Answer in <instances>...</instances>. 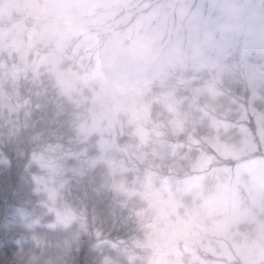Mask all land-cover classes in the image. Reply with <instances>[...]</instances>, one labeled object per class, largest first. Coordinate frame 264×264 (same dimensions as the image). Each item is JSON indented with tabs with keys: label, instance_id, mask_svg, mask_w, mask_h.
<instances>
[{
	"label": "rangeland",
	"instance_id": "374dc122",
	"mask_svg": "<svg viewBox=\"0 0 264 264\" xmlns=\"http://www.w3.org/2000/svg\"><path fill=\"white\" fill-rule=\"evenodd\" d=\"M237 8L248 26L222 28L237 19ZM1 58L23 73L0 69V115L21 89L40 106L36 97L55 100L56 111L70 104L73 130L97 140V159L109 167L115 161L126 169L118 164L123 158L147 157L145 148L155 151L162 134H183L185 150H197L188 165L198 170L181 188L165 181L164 196L154 182L148 184L153 227L137 244L145 264H264V147L258 150V144L264 146V0H0ZM224 75L238 83L224 90ZM155 80L162 83L154 89ZM224 94L232 96L230 103L218 102ZM235 96L244 102L232 101ZM200 97L206 101L202 108L212 110L210 134L234 127L239 135L231 145L205 140L216 151L210 157L199 152L200 137L193 133L200 130L187 113L197 109ZM206 113L202 109L197 124ZM0 136L2 142L16 137L2 126ZM122 137L131 144L118 146ZM33 139L34 161L47 166L42 153L55 154L54 146H37ZM170 139L167 146L175 150L178 144ZM218 159L234 164L214 166ZM21 161L28 164L27 154ZM41 185L36 192L48 215L37 219L75 235L77 221V228L90 234L89 211L59 203L56 191L46 181ZM132 187L126 191L132 193ZM188 191L197 199L189 211L167 210L174 194ZM165 210L174 211L175 220L163 215ZM29 217L20 211L19 226L31 228ZM182 242L192 243L193 255L182 253Z\"/></svg>",
	"mask_w": 264,
	"mask_h": 264
},
{
	"label": "trees",
	"instance_id": "16d2710c",
	"mask_svg": "<svg viewBox=\"0 0 264 264\" xmlns=\"http://www.w3.org/2000/svg\"><path fill=\"white\" fill-rule=\"evenodd\" d=\"M234 81L229 80V75H224L221 80L224 86L222 88L225 90L238 83ZM159 82L162 83L155 80L151 86L155 89ZM224 95L226 96H221L218 102L224 98L230 103L228 97L232 99V96ZM45 98L47 99L46 96ZM233 98L236 100L232 101L244 102V97ZM37 99L38 97L36 101L42 106V115L51 127L42 135L33 136L34 145L48 144L49 147L54 146L56 151L50 156L47 155L48 152L42 153V157L48 162L47 166L39 165L36 170L34 165H22L21 158L27 152L26 148L20 151L24 145L23 140L18 141L16 137L9 136L6 142H2L3 138L0 136V230L11 228L16 236V247L9 259L5 257L8 264H145L146 255L137 249V244L144 240L149 227H153V214L146 209L151 194L148 184L150 181L154 182L164 196L167 193L163 190L165 181H172L173 189L175 185L181 188L184 181L198 170L188 165L193 155H198L197 150H185L189 145L183 142V134L176 136V139L172 135L162 134L160 138L163 141L155 151L145 148L147 157L123 158L125 161H119L118 164L126 169H119L115 161L112 163L113 167H109L104 161L97 159L94 150L97 140L92 141L91 136H78L73 130L74 108L70 104L66 108L61 105L56 111L58 103L55 100ZM199 100L197 109L192 108L187 113L190 114L189 122L200 130H194L196 134L193 133L200 137L199 152L210 157L216 151L205 140L215 138L216 141L231 145L238 143L239 135L235 133L234 127L224 134H210L207 125L213 114L207 107H204L207 112L203 116L205 119L197 124L196 117L202 115V106L206 102L201 97ZM255 103L254 107L261 110L258 103ZM187 104L183 103L186 107ZM167 138H172L169 142L178 144L175 150H170L167 146ZM132 143L134 144L133 140ZM127 144L131 142L122 137L118 146ZM82 149L85 150L81 152ZM191 154L193 155L189 158ZM119 157L121 160L122 156L118 155L117 158ZM4 160L8 163H4ZM227 161L228 163H224L218 159L214 166L234 164L233 159ZM41 181H46L56 191L59 203L61 200L71 209L77 205L81 210L84 207L89 211L88 219L91 220L93 229L90 234L77 228V221L72 224L75 235L69 229L63 230L59 224L49 229L43 220L37 219L48 215L45 211L47 205L40 201L41 191L36 192L37 187H42ZM132 185L133 192L126 191ZM173 197V206L166 208L168 211L175 209L177 215L183 213V208L186 212L189 211L192 202L197 201L189 191L176 193ZM177 200L180 204L175 206ZM97 204L102 207L97 208ZM167 210L163 215L175 220L174 211ZM20 211L30 213L29 218L34 220L31 221V228L19 226ZM158 224L159 222L155 225Z\"/></svg>",
	"mask_w": 264,
	"mask_h": 264
},
{
	"label": "snow or ice",
	"instance_id": "6c2138e0",
	"mask_svg": "<svg viewBox=\"0 0 264 264\" xmlns=\"http://www.w3.org/2000/svg\"><path fill=\"white\" fill-rule=\"evenodd\" d=\"M250 130L253 131L255 139V126L251 118L248 120ZM0 126L5 131H11L17 139H22L26 145L27 160L29 165H34L38 170V165L35 163L32 150V142L30 138L36 134H43L51 125L48 124L46 117L42 115V106L37 104L30 96H25L22 91L8 99L3 108V115H0ZM264 146L258 144V150ZM8 163L7 160L3 161ZM31 170V169H29ZM102 205L97 204V208ZM16 236L11 228L0 230V264H8V259L16 247ZM8 257V259H5Z\"/></svg>",
	"mask_w": 264,
	"mask_h": 264
},
{
	"label": "water",
	"instance_id": "95a60500",
	"mask_svg": "<svg viewBox=\"0 0 264 264\" xmlns=\"http://www.w3.org/2000/svg\"><path fill=\"white\" fill-rule=\"evenodd\" d=\"M5 66V60H1L0 62V67H4ZM11 68L13 69V71L17 74H22L23 71L17 67V65L13 64L11 65ZM1 83H0V87H1ZM181 249L183 250V252L185 254H188V255H192L194 254V249H193V245L192 243H189V242H182L181 245H180Z\"/></svg>",
	"mask_w": 264,
	"mask_h": 264
},
{
	"label": "clouds",
	"instance_id": "9594fccd",
	"mask_svg": "<svg viewBox=\"0 0 264 264\" xmlns=\"http://www.w3.org/2000/svg\"><path fill=\"white\" fill-rule=\"evenodd\" d=\"M233 16L236 17L237 19L232 20L230 19L229 21H225L221 24L222 28H231L234 23H238L241 27H247L248 26V21L245 18L239 17V9H235L233 12Z\"/></svg>",
	"mask_w": 264,
	"mask_h": 264
}]
</instances>
